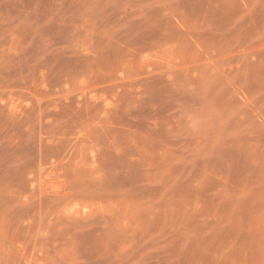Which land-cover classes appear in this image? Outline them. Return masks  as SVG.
<instances>
[{
  "label": "rangeland",
  "instance_id": "obj_1",
  "mask_svg": "<svg viewBox=\"0 0 264 264\" xmlns=\"http://www.w3.org/2000/svg\"><path fill=\"white\" fill-rule=\"evenodd\" d=\"M0 264H264V0H0Z\"/></svg>",
  "mask_w": 264,
  "mask_h": 264
}]
</instances>
